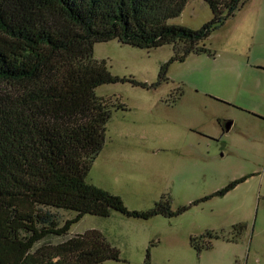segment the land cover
I'll list each match as a JSON object with an SVG mask.
<instances>
[{
	"label": "rangeland",
	"instance_id": "rangeland-1",
	"mask_svg": "<svg viewBox=\"0 0 264 264\" xmlns=\"http://www.w3.org/2000/svg\"><path fill=\"white\" fill-rule=\"evenodd\" d=\"M211 17L203 0H189L168 23L196 30ZM205 46L211 54L172 62L167 80L154 85L172 45H93V59L105 60L111 75L146 86L118 81L94 89L111 115L86 179L138 211L161 197L175 211L245 180L174 217L87 214L64 238L48 241L95 229L119 251V261L102 264H264V0H246ZM46 209L60 225L75 215Z\"/></svg>",
	"mask_w": 264,
	"mask_h": 264
},
{
	"label": "trees",
	"instance_id": "trees-1",
	"mask_svg": "<svg viewBox=\"0 0 264 264\" xmlns=\"http://www.w3.org/2000/svg\"><path fill=\"white\" fill-rule=\"evenodd\" d=\"M188 1L0 0V264L119 261L118 249L95 229L56 243L48 238H64L87 214L174 217L245 180L175 211L163 197L138 211L86 179L111 115L94 89L118 81L146 86L111 75L105 60L93 59V45L113 39L147 50L172 45L173 55L159 68L158 85L167 80L172 62L211 54L206 39L246 0H203L212 17L196 30L168 23ZM46 208L75 215L60 225ZM145 257L148 261V249Z\"/></svg>",
	"mask_w": 264,
	"mask_h": 264
},
{
	"label": "water",
	"instance_id": "water-1",
	"mask_svg": "<svg viewBox=\"0 0 264 264\" xmlns=\"http://www.w3.org/2000/svg\"><path fill=\"white\" fill-rule=\"evenodd\" d=\"M230 124V123H229ZM229 124H227L226 126H225V129L226 130H228L229 129V127H230V125Z\"/></svg>",
	"mask_w": 264,
	"mask_h": 264
},
{
	"label": "crops",
	"instance_id": "crops-1",
	"mask_svg": "<svg viewBox=\"0 0 264 264\" xmlns=\"http://www.w3.org/2000/svg\"><path fill=\"white\" fill-rule=\"evenodd\" d=\"M259 69L264 71V67H262V68H259Z\"/></svg>",
	"mask_w": 264,
	"mask_h": 264
}]
</instances>
